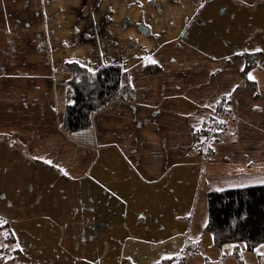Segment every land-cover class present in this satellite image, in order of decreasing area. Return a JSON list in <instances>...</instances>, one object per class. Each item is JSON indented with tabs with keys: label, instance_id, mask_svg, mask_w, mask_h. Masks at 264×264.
I'll list each match as a JSON object with an SVG mask.
<instances>
[{
	"label": "crops",
	"instance_id": "crops-1",
	"mask_svg": "<svg viewBox=\"0 0 264 264\" xmlns=\"http://www.w3.org/2000/svg\"><path fill=\"white\" fill-rule=\"evenodd\" d=\"M213 1L0 0V220L18 264H159L201 243L208 193L264 185V69L255 96L238 57L264 59V0ZM72 62L120 65L134 90L78 138L61 128ZM225 96L237 122L203 160L192 128Z\"/></svg>",
	"mask_w": 264,
	"mask_h": 264
},
{
	"label": "trees",
	"instance_id": "trees-1",
	"mask_svg": "<svg viewBox=\"0 0 264 264\" xmlns=\"http://www.w3.org/2000/svg\"><path fill=\"white\" fill-rule=\"evenodd\" d=\"M244 66L240 74L241 86L258 95L257 85L248 74L261 58L260 53L240 54ZM69 79L66 83V105L61 118V128L71 138L90 133L94 117L112 102H129L134 90L126 69L110 64L90 71L77 63H68ZM147 75L158 74L156 66H146ZM230 96L220 98L205 108L202 124L192 128V152L203 160L215 155V147L229 135L230 125L235 123ZM207 201V223L204 232L212 236L215 247L245 243L248 250L264 244V185L221 192H210ZM199 241L186 245L183 258L161 261L159 264H183L184 256L195 257ZM20 251L8 228L0 220V264H12Z\"/></svg>",
	"mask_w": 264,
	"mask_h": 264
},
{
	"label": "rangeland",
	"instance_id": "rangeland-1",
	"mask_svg": "<svg viewBox=\"0 0 264 264\" xmlns=\"http://www.w3.org/2000/svg\"><path fill=\"white\" fill-rule=\"evenodd\" d=\"M136 4L140 3V0H134ZM225 1L224 0H214L213 1V8L217 15L219 13L225 12ZM220 17L222 19L227 17L226 16ZM215 24L218 25L219 17L215 18ZM228 19V18H227ZM254 28H257L255 25ZM246 36V33L244 34ZM249 54V53H248ZM258 65L262 69H264V59L259 61ZM257 80H259V90L264 89V71L261 70L260 73L256 74ZM235 118V117H234ZM236 119V118H235ZM237 122V119L236 121ZM232 128V127H231ZM229 138V137H228ZM251 183H247L244 185L245 187L253 186L256 183L250 181ZM251 184V185H250ZM163 252L160 255L161 247H143L149 253L150 259H158L163 255H167V250L170 247H162ZM176 247H174L175 249ZM183 254L180 253L179 256H174L176 260L182 257ZM173 257V258H174ZM172 258V259H173ZM185 260L183 264H264V244H261L255 247L253 250H248L246 248L245 243H237V244H229L224 245L223 247H215L213 245L212 236L208 233H205L201 243L198 255L195 257L184 256ZM18 258L12 264H18Z\"/></svg>",
	"mask_w": 264,
	"mask_h": 264
},
{
	"label": "snow or ice",
	"instance_id": "snow-or-ice-1",
	"mask_svg": "<svg viewBox=\"0 0 264 264\" xmlns=\"http://www.w3.org/2000/svg\"><path fill=\"white\" fill-rule=\"evenodd\" d=\"M251 79V77H249Z\"/></svg>",
	"mask_w": 264,
	"mask_h": 264
},
{
	"label": "bare ground",
	"instance_id": "bare-ground-1",
	"mask_svg": "<svg viewBox=\"0 0 264 264\" xmlns=\"http://www.w3.org/2000/svg\"><path fill=\"white\" fill-rule=\"evenodd\" d=\"M23 264H25V263H23Z\"/></svg>",
	"mask_w": 264,
	"mask_h": 264
}]
</instances>
